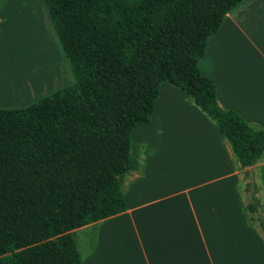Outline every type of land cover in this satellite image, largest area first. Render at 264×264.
<instances>
[{
	"label": "trees",
	"instance_id": "obj_1",
	"mask_svg": "<svg viewBox=\"0 0 264 264\" xmlns=\"http://www.w3.org/2000/svg\"><path fill=\"white\" fill-rule=\"evenodd\" d=\"M240 1L44 0L74 82L0 108V264H82L73 230L126 210L131 131L150 121L163 82L214 121L242 166L263 155L264 129L220 107L198 68Z\"/></svg>",
	"mask_w": 264,
	"mask_h": 264
},
{
	"label": "crops",
	"instance_id": "obj_2",
	"mask_svg": "<svg viewBox=\"0 0 264 264\" xmlns=\"http://www.w3.org/2000/svg\"><path fill=\"white\" fill-rule=\"evenodd\" d=\"M19 1L0 0V108L25 107L74 82L71 68L65 74L57 66L49 36L38 25L35 35L25 36L36 40L23 43L10 61L3 58L5 42H11L8 9L21 6ZM32 2L55 33L44 0ZM39 55L61 78L60 85L41 92L50 77L47 65L42 72L32 67ZM20 56L27 57L26 69L14 68ZM6 68L17 76L10 83ZM198 68L214 82L220 107L264 129V0H241L224 15ZM20 81L28 89L17 92ZM131 141L133 164L120 177L127 208L73 230L82 264H264V236L252 220L264 219V153L242 166L214 121L167 82L150 121L132 129ZM250 203L257 212L248 211Z\"/></svg>",
	"mask_w": 264,
	"mask_h": 264
},
{
	"label": "rangeland",
	"instance_id": "obj_3",
	"mask_svg": "<svg viewBox=\"0 0 264 264\" xmlns=\"http://www.w3.org/2000/svg\"><path fill=\"white\" fill-rule=\"evenodd\" d=\"M32 1L33 0H21V1H19L21 6H19L17 4V2H16V3L13 4L14 6H12L11 8L8 9V10H11V15H12V16H10V19H11V33H10L11 42H10V46L9 47L7 46V43L5 42V45L3 47V49H4L3 50V56H4L3 58L6 61H8V60L10 61L12 59V56H15L16 53H18V55H20L19 54L20 47L21 48L22 47H26V44H23V43H29V41L31 39H33V41L36 40L37 37L35 39L34 36L33 37H31V36L30 37H25V36H29V34L35 35V33H37L36 28H37V25H38L39 28H44L45 29V32H46L45 36H49V39L51 41V46L53 48V51H54L55 55H57V60H58V62L60 64V65L57 64V66L59 68L63 69L65 71V74H66L67 70L71 72L69 65H68L69 69H66V65H65L64 61L61 62V60H63L62 58H64V57H62L63 53L61 51L60 43L58 42L59 40H58L56 32L53 33V31L51 30L48 22H46V24L44 23L43 19L41 18V15H42L41 11L42 10L40 11L38 6H36L37 2L34 4ZM27 7H29V9H30L29 14H27L25 18L24 17L21 18L23 16V12L27 10ZM25 13H27V12H25ZM15 18H17V19H15ZM20 19H22L21 22H23L22 24H24L23 27H21L22 24H19L20 23ZM26 32H28L29 34L26 33ZM24 37L27 38V42H25L26 40H24ZM22 38H23V40H22ZM22 50H23V48H22ZM27 61H28L27 57H24V58H23V56L18 57V60H16L14 62V64H15L14 68H16L18 66H24V68L26 69ZM36 61H37L36 64H34L32 67H34L36 71L39 70V71L42 72L41 66L42 65L43 66L47 65L49 67V75L48 76L46 75V76L50 77V81L47 84V86H44L43 89H39L38 92L39 91L41 92L42 90H45L46 87H48V90H49V88L52 89L51 87H53L54 84L58 85L60 83V79H61V78H59L60 73H57V72L54 71V68L52 67V64L51 63L49 64L40 55L37 56ZM4 71H6L5 73H7V75H9L8 83H10L12 81L11 79H16L17 76H15V74H12V72H9V71H11L10 69L3 70L2 72H4ZM0 74H1V72H0ZM69 76H70V79H72V80L74 79L72 72H71V74H69ZM15 84L16 85H14V86H16L17 92H22L25 89H28V84L25 85L24 81H20V82H17ZM29 98H31V96H28L25 99H29Z\"/></svg>",
	"mask_w": 264,
	"mask_h": 264
}]
</instances>
